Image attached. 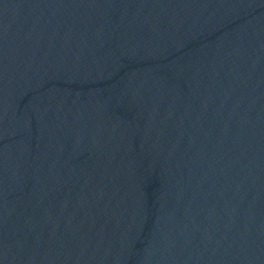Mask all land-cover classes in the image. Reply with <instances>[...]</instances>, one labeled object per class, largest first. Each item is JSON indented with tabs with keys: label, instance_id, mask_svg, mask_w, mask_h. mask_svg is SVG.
I'll return each mask as SVG.
<instances>
[{
	"label": "water",
	"instance_id": "95a60500",
	"mask_svg": "<svg viewBox=\"0 0 264 264\" xmlns=\"http://www.w3.org/2000/svg\"><path fill=\"white\" fill-rule=\"evenodd\" d=\"M0 264H264V0H0Z\"/></svg>",
	"mask_w": 264,
	"mask_h": 264
}]
</instances>
